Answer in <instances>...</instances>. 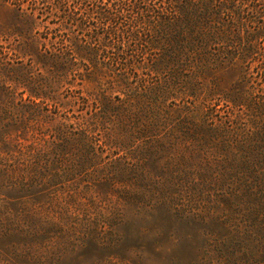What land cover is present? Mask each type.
<instances>
[{"label":"rangeland","instance_id":"obj_1","mask_svg":"<svg viewBox=\"0 0 264 264\" xmlns=\"http://www.w3.org/2000/svg\"><path fill=\"white\" fill-rule=\"evenodd\" d=\"M117 1L0 0V264H264V0Z\"/></svg>","mask_w":264,"mask_h":264},{"label":"trees","instance_id":"obj_2","mask_svg":"<svg viewBox=\"0 0 264 264\" xmlns=\"http://www.w3.org/2000/svg\"><path fill=\"white\" fill-rule=\"evenodd\" d=\"M148 0H118L114 2L112 9H108V12L103 13V22L110 27V34L113 33L119 37L121 44L125 36L129 38H138L139 28L142 23L150 22L151 15L158 9L154 5L146 7ZM151 2L155 0H150ZM232 0H221L218 5L212 3L209 0H186L185 3L179 7V10L172 9L171 2L169 0L163 1L159 6L164 9L165 16H159L158 22L160 24L169 25L172 22L171 16L175 14V10L181 13L182 17H185L192 22L188 29L193 30L190 34L196 36L197 45L205 44L204 39L209 40V35L217 28L214 26V22L221 16L222 13L228 12L229 4ZM160 14V13H158ZM240 14V13H238ZM131 18L129 25L124 24L125 18ZM184 30V29H183ZM186 30L182 35L186 34ZM189 33V32H188ZM181 35V36H182Z\"/></svg>","mask_w":264,"mask_h":264}]
</instances>
